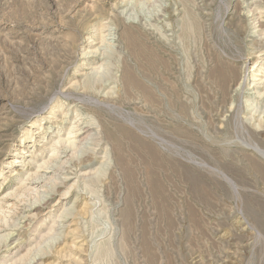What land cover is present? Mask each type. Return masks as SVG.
Segmentation results:
<instances>
[{"label": "rangeland", "instance_id": "rangeland-1", "mask_svg": "<svg viewBox=\"0 0 264 264\" xmlns=\"http://www.w3.org/2000/svg\"><path fill=\"white\" fill-rule=\"evenodd\" d=\"M0 264H264V0H0Z\"/></svg>", "mask_w": 264, "mask_h": 264}, {"label": "bare ground", "instance_id": "bare-ground-1", "mask_svg": "<svg viewBox=\"0 0 264 264\" xmlns=\"http://www.w3.org/2000/svg\"><path fill=\"white\" fill-rule=\"evenodd\" d=\"M86 138V137H85ZM81 141V140H80ZM72 143V142H71ZM78 149V148H77ZM78 151V150H77ZM63 183V182H62Z\"/></svg>", "mask_w": 264, "mask_h": 264}]
</instances>
